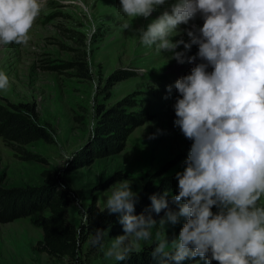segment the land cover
<instances>
[{"label": "rangeland", "instance_id": "374dc122", "mask_svg": "<svg viewBox=\"0 0 264 264\" xmlns=\"http://www.w3.org/2000/svg\"><path fill=\"white\" fill-rule=\"evenodd\" d=\"M164 10L158 8L145 20L127 17L120 0H43L27 44L0 45V72L9 78L8 87L0 90V220L5 218L0 223V264H71L68 257L39 250L43 230L38 220L49 216L48 210L17 218L10 209L16 203L12 198L25 203L36 193L42 195L49 176L66 183L69 221L77 228L85 224L82 210L93 199L101 209L106 190L119 180L128 179L138 193L149 182L161 186L173 181L178 190L175 174L183 171L192 141L173 124L178 95L174 84L191 68L168 61L171 53L141 45L134 30ZM124 23L132 27L125 30ZM194 23L202 26L203 20L198 17ZM183 39L188 40L186 34ZM197 51L193 45L188 55ZM168 85H173L170 94ZM17 110L23 111L21 117L34 110L29 117L34 116L49 139L9 136L6 121L19 114ZM100 139L102 149L96 143ZM258 204L264 205V197ZM184 223L181 218L174 226L166 225L169 241L178 238ZM158 230H153L152 240L140 242V251L133 255L152 249ZM122 234L123 229L109 239ZM74 263L118 262L106 259L88 239L80 244Z\"/></svg>", "mask_w": 264, "mask_h": 264}, {"label": "clouds", "instance_id": "9594fccd", "mask_svg": "<svg viewBox=\"0 0 264 264\" xmlns=\"http://www.w3.org/2000/svg\"><path fill=\"white\" fill-rule=\"evenodd\" d=\"M42 7L43 0H0V45L27 44ZM160 7L157 18L134 29L139 43L171 53L168 61L194 65L174 84L173 124L192 141L183 171L175 174L178 210L169 207L166 190L136 214L139 193L128 179L119 180L106 190L100 212L118 214L123 234L109 239V229L96 228L89 244L122 262L159 229L150 252L155 264H264V205L258 204L264 197V0H120L129 18L148 20ZM198 17L202 26L194 23ZM193 45L198 51L188 55ZM8 85L0 72V90ZM162 211L157 221L152 213ZM82 215L88 226L86 208ZM181 218L178 238L169 241L166 225Z\"/></svg>", "mask_w": 264, "mask_h": 264}, {"label": "trees", "instance_id": "16d2710c", "mask_svg": "<svg viewBox=\"0 0 264 264\" xmlns=\"http://www.w3.org/2000/svg\"><path fill=\"white\" fill-rule=\"evenodd\" d=\"M86 70L83 69V73ZM26 109L27 106H22ZM19 114L16 116L12 115L6 121V131L11 137L22 138V139H49L47 132L37 125L34 121V116L29 117V114L33 113L34 110H28L26 112V118L19 116L23 111L17 110ZM116 112H112L115 115ZM124 118L128 119L127 113L124 114ZM5 119V118H4ZM121 121V120H120ZM118 119L117 123H121ZM124 122V120H122ZM99 144V148H104L103 140L96 141ZM101 143V144H100ZM166 182V181H164ZM168 183V184H167ZM162 183L161 186L155 185L153 182H149L145 185L144 189L139 192V202L136 205V214L144 212L146 208L150 207L151 201L149 197L152 194H162L166 190L169 192L168 202L169 207L175 209V203L172 197L176 195L178 190L175 189L173 181H167ZM47 189L39 196L34 194L29 200L15 199L16 203L10 209L14 210L17 218L26 217L33 215L41 210H48L49 216L41 217L38 220V225L43 230V240L38 243L39 250L43 253H47L53 257H68L72 262L78 259L80 252V244L85 243L90 239L92 232L96 228L109 229V234L115 236L120 233L123 229L122 225L118 221V214L108 215L107 212H100V208L97 205V200L93 199L92 203L87 209L89 215V225H81L79 228L74 226L69 221L68 207L70 205V197L68 187L64 180H59L56 176H49L46 179ZM14 202V201H13ZM26 204V205H25ZM20 206V211L17 212L16 208ZM31 207H28L30 206ZM27 206V207H26ZM17 212V213H16ZM155 219H160L164 215L162 211L159 215L152 213ZM5 218L0 220V223L5 222ZM95 248V247H94ZM152 249L143 251L140 255H132L130 259L118 262L117 264H155L150 252ZM197 260L199 258H196ZM188 260L184 261L186 264Z\"/></svg>", "mask_w": 264, "mask_h": 264}, {"label": "bare ground", "instance_id": "6f19581e", "mask_svg": "<svg viewBox=\"0 0 264 264\" xmlns=\"http://www.w3.org/2000/svg\"><path fill=\"white\" fill-rule=\"evenodd\" d=\"M187 69L191 68V66H189V64L187 63ZM186 72L189 74L190 72L186 70Z\"/></svg>", "mask_w": 264, "mask_h": 264}]
</instances>
